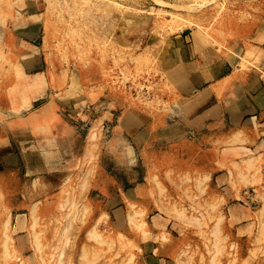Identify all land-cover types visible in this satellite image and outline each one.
Masks as SVG:
<instances>
[{
  "label": "rangeland",
  "instance_id": "374dc122",
  "mask_svg": "<svg viewBox=\"0 0 264 264\" xmlns=\"http://www.w3.org/2000/svg\"><path fill=\"white\" fill-rule=\"evenodd\" d=\"M182 36L264 80V0H0V264H264Z\"/></svg>",
  "mask_w": 264,
  "mask_h": 264
},
{
  "label": "crops",
  "instance_id": "0c3cea01",
  "mask_svg": "<svg viewBox=\"0 0 264 264\" xmlns=\"http://www.w3.org/2000/svg\"><path fill=\"white\" fill-rule=\"evenodd\" d=\"M202 45L182 36L171 43L169 52L186 77L203 89L198 93L209 105L199 120L211 134L218 135L209 137L208 142L223 146L219 149L220 166L229 171L248 162L264 164V80L247 81L235 72L224 74L230 62L225 64Z\"/></svg>",
  "mask_w": 264,
  "mask_h": 264
}]
</instances>
